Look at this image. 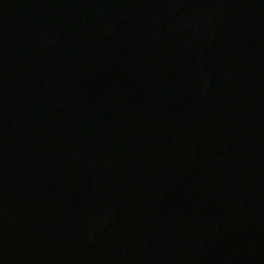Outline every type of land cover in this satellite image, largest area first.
I'll list each match as a JSON object with an SVG mask.
<instances>
[{
  "label": "water",
  "instance_id": "obj_1",
  "mask_svg": "<svg viewBox=\"0 0 264 264\" xmlns=\"http://www.w3.org/2000/svg\"><path fill=\"white\" fill-rule=\"evenodd\" d=\"M0 264H264V0H0Z\"/></svg>",
  "mask_w": 264,
  "mask_h": 264
}]
</instances>
